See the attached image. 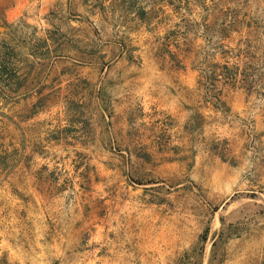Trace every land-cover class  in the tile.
<instances>
[{
    "label": "rangeland",
    "instance_id": "obj_1",
    "mask_svg": "<svg viewBox=\"0 0 264 264\" xmlns=\"http://www.w3.org/2000/svg\"><path fill=\"white\" fill-rule=\"evenodd\" d=\"M0 264H264V0H0Z\"/></svg>",
    "mask_w": 264,
    "mask_h": 264
},
{
    "label": "trees",
    "instance_id": "obj_2",
    "mask_svg": "<svg viewBox=\"0 0 264 264\" xmlns=\"http://www.w3.org/2000/svg\"><path fill=\"white\" fill-rule=\"evenodd\" d=\"M222 35H219V37L221 36V38L227 37L228 33H225L224 29H223V33H221ZM218 48L220 49L221 54H227V55H231L232 56H238V54H233L231 53V50H224V44H219ZM215 50V49H214ZM217 50V48H216ZM218 51V50H217ZM205 58H208L207 55L203 56V60L200 61L201 65L198 68L199 69V77L200 79H204V84L206 85L205 87L207 88V92L208 97L210 98V103L212 104V108L216 109V110H220V98L218 97V94L220 93V89H218V82H220L221 80L224 83H228L233 81L234 79H236L237 76V68L234 67H229L227 64H219V63H205ZM212 62V61H211ZM200 116H192L190 123L187 125L188 128L192 131H195L197 128H200L201 125L198 124V122L196 121V118ZM210 149L218 152L219 154L223 153V149L224 147H222V144L220 143H213L210 146Z\"/></svg>",
    "mask_w": 264,
    "mask_h": 264
}]
</instances>
